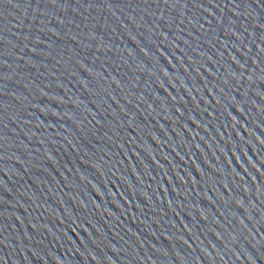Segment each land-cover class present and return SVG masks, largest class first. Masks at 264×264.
Segmentation results:
<instances>
[{
	"label": "water",
	"instance_id": "obj_1",
	"mask_svg": "<svg viewBox=\"0 0 264 264\" xmlns=\"http://www.w3.org/2000/svg\"><path fill=\"white\" fill-rule=\"evenodd\" d=\"M0 264H264V2L0 0Z\"/></svg>",
	"mask_w": 264,
	"mask_h": 264
},
{
	"label": "snow or ice",
	"instance_id": "obj_2",
	"mask_svg": "<svg viewBox=\"0 0 264 264\" xmlns=\"http://www.w3.org/2000/svg\"><path fill=\"white\" fill-rule=\"evenodd\" d=\"M262 2H264V0H262ZM141 51H143V49H141Z\"/></svg>",
	"mask_w": 264,
	"mask_h": 264
}]
</instances>
